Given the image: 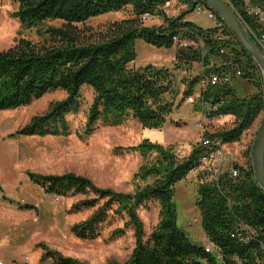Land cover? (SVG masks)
I'll use <instances>...</instances> for the list:
<instances>
[{
  "label": "trees",
  "instance_id": "obj_1",
  "mask_svg": "<svg viewBox=\"0 0 264 264\" xmlns=\"http://www.w3.org/2000/svg\"><path fill=\"white\" fill-rule=\"evenodd\" d=\"M15 1L18 7L13 16L22 26L30 28L47 19H59L63 25L46 28L41 43L19 39L0 51V111L25 107L50 91H63L65 97L51 103L44 114L31 117L8 136L11 139L67 136V117L78 112L83 86L92 90L93 98L79 134L81 139L89 137L97 124L113 127L132 119L143 129L161 130L174 109L198 94L197 110L205 118L230 116L234 120L229 129L204 132L203 138L229 145L240 142L264 110L260 69L226 25L221 21L220 28L203 29L184 19L198 7L209 11L203 0ZM172 1L186 7L177 17H167L161 11L165 3ZM226 1L249 31L253 33L260 27L247 14L243 0ZM248 3L264 13V0ZM127 7L131 9L130 19L111 23L105 35L95 42H80L75 23ZM145 13L162 16V24L143 26L140 17ZM137 38L156 48L177 46L172 67H132ZM174 39L189 45L182 47ZM195 64L199 70L193 73ZM177 73L182 76L178 78ZM211 76L217 78L216 84L202 89L201 82ZM237 78L251 85L254 92L239 97L231 85ZM212 149L198 142L187 156L178 157L171 145L166 147L148 139L135 146L117 148L145 161L133 175L131 193L98 187L74 173L27 172V177L54 197L85 196L72 205L73 212L93 209L87 219L72 226V233L78 238H97L109 211L127 219L124 227L133 230L134 249L124 263L108 264H264V192L254 180L251 165L223 167L217 179L208 171L198 173L195 208L205 239L214 250L207 252L202 244L193 243L177 225L174 186L196 169ZM232 169L237 171L235 177ZM153 202L158 205V223L145 240L137 211L147 209ZM243 228L249 231L245 242L235 236ZM122 232L123 228L115 229L112 235L121 236ZM39 247L42 263L87 264L63 256L45 244Z\"/></svg>",
  "mask_w": 264,
  "mask_h": 264
},
{
  "label": "rangeland",
  "instance_id": "obj_2",
  "mask_svg": "<svg viewBox=\"0 0 264 264\" xmlns=\"http://www.w3.org/2000/svg\"><path fill=\"white\" fill-rule=\"evenodd\" d=\"M164 5L162 10L169 17H177L186 10L185 6L175 1ZM17 7L15 0H0V51L12 47L19 39L41 43L42 33L46 28H58L63 25V21L59 19H47L26 28L13 16ZM209 13L210 11L201 7V10L187 15L188 21L203 29L212 28L214 21L208 17ZM131 17V9L127 7L90 17L81 23H75L74 26L80 31V42L90 43L101 39L111 23ZM161 24L162 20L157 16L143 22L145 27H157ZM245 30L256 44L251 31L247 27ZM134 47L136 57L131 65L134 68L148 64L172 67L177 50V46L168 49L156 48L139 38L135 40ZM193 68V73L199 70L197 64ZM181 76L182 73H177L178 78ZM231 85L239 97L249 96L254 92L251 85L239 78ZM64 97L63 91H50L25 107L0 111L1 264H45L40 261V244L87 264L124 263L135 246L133 230L124 227L127 219L114 214L113 211L108 212L106 220L99 226L100 234L97 238L88 240L76 237L72 233V226L84 221L93 212V209L73 212L72 205L85 196L48 195L42 188L29 181L27 172L40 175L74 173L90 179L98 187L131 193L134 190L133 175L145 161L135 153H125L117 148L135 146L148 139L166 147L171 145L178 157H184L190 153L192 146L200 141L204 132L213 134L229 129L234 121L230 116L215 119L202 116L197 110L196 94L191 100L187 99L173 110L161 130L143 129L132 119L113 127L97 124L89 137L81 139L79 134L84 129L86 114L93 98L92 90L83 86L78 112L67 117V136L13 139L8 137L26 125L31 117L44 114L51 103ZM262 117L263 112L243 133L240 142L224 145V168L231 164L250 165V149ZM198 183V173L194 172L176 183L174 202L178 227L193 243L206 246L195 208ZM24 205H29L30 208L22 209L20 206ZM148 205L147 209L137 211L143 224L145 240L158 223L157 203ZM119 228H123L122 235L113 236L112 232Z\"/></svg>",
  "mask_w": 264,
  "mask_h": 264
},
{
  "label": "water",
  "instance_id": "obj_3",
  "mask_svg": "<svg viewBox=\"0 0 264 264\" xmlns=\"http://www.w3.org/2000/svg\"><path fill=\"white\" fill-rule=\"evenodd\" d=\"M210 12L222 21L236 40L254 60L263 77L264 84V53L251 40L240 18L226 0H203ZM251 169L254 180L264 192V110L256 138L250 149Z\"/></svg>",
  "mask_w": 264,
  "mask_h": 264
},
{
  "label": "built area",
  "instance_id": "obj_4",
  "mask_svg": "<svg viewBox=\"0 0 264 264\" xmlns=\"http://www.w3.org/2000/svg\"><path fill=\"white\" fill-rule=\"evenodd\" d=\"M243 1H244L246 8H247V14L250 16H253L256 19V22L260 25V27L257 28L255 31H253V33L251 32V35L253 36V39L255 40L256 44L260 47V49L264 53V13L256 7H251L248 3V0H243ZM168 4H169V2L165 3L164 6H166ZM197 10H201V7H198ZM161 11L165 16L168 15L162 10V8H161ZM157 17L161 18L162 16H157ZM167 17H169V16H167ZM208 17L214 21V26H216L217 28L222 27V22L216 18L215 14L210 12L208 14ZM152 18H154V16H152L148 13H145L140 17V20L142 22H145V21L150 20ZM174 43L175 44L181 43L182 47H187L189 45V43L187 41L180 42L177 39H174ZM238 74L239 73H237V75ZM216 82H217V78L215 76H211L208 79H205L201 82V87L204 89L208 84L214 85V84H216ZM188 99L191 100V98H188ZM202 116H204V115L202 114ZM199 143L203 147H209V148H213V149H212L210 154L205 155L204 157L201 158L199 166L196 169H194L192 172L199 173L200 171H208V172H210V174L215 179H217L218 176L220 175L223 167H224V160H225L224 145L220 144L219 142L210 141L209 139L203 138V136L200 139ZM231 175L233 177H235L237 175V171L231 170ZM248 233H249V231H247L245 228H243V229L239 230L235 236H236V238L237 237H239V238L244 237L247 239ZM205 247H206L205 250L207 252L214 250L213 245L210 243Z\"/></svg>",
  "mask_w": 264,
  "mask_h": 264
},
{
  "label": "bare ground",
  "instance_id": "obj_5",
  "mask_svg": "<svg viewBox=\"0 0 264 264\" xmlns=\"http://www.w3.org/2000/svg\"><path fill=\"white\" fill-rule=\"evenodd\" d=\"M233 170V169H232ZM192 172V171H191ZM237 239L239 240V241H241V242H245L246 241V238H244V237H241V238H239V237H237Z\"/></svg>",
  "mask_w": 264,
  "mask_h": 264
},
{
  "label": "crops",
  "instance_id": "obj_6",
  "mask_svg": "<svg viewBox=\"0 0 264 264\" xmlns=\"http://www.w3.org/2000/svg\"><path fill=\"white\" fill-rule=\"evenodd\" d=\"M184 19L188 21V16H186ZM205 241H206V239H205ZM208 244L209 243L206 241V244L205 245L207 246Z\"/></svg>",
  "mask_w": 264,
  "mask_h": 264
}]
</instances>
